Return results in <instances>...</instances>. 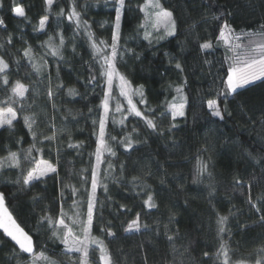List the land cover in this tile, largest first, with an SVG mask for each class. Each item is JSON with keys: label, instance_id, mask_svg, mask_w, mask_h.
<instances>
[{"label": "trees", "instance_id": "trees-1", "mask_svg": "<svg viewBox=\"0 0 264 264\" xmlns=\"http://www.w3.org/2000/svg\"><path fill=\"white\" fill-rule=\"evenodd\" d=\"M0 2L3 4L0 18L5 22V27H0V45H3L0 55L9 64L6 73L10 82L20 80L29 87L24 101L27 110L18 111L13 128L0 129V158L6 157L9 150L23 158L31 146L32 137L24 125L23 115L37 114L34 130L39 139L51 135L50 121L58 131L55 141L39 143L37 146L43 151L32 153L36 159L55 164L58 175L50 174L42 182L24 186L22 170L26 173L34 165L24 158L25 164L19 168L10 167V163L4 161L0 169V191L5 193L6 205L16 222L32 236L35 252L46 249V255L55 264H78L80 255L67 253L61 240L52 236V230L41 217L47 214L55 219L63 206L69 216L79 212L81 218L86 219V189H90L91 167L95 165V157L91 155L96 149L93 120H98L102 113L97 106L106 87L87 31L93 33L96 41L111 43L110 32L115 20L113 0H56L43 30H39V19L45 15L43 0H16L25 7L27 20L14 15L13 0ZM161 2L173 12L176 34L159 42L145 39V29L140 25L144 24L141 8L146 0H126L116 66L131 81L132 87L144 86L147 103H139L138 96L137 107L155 120L163 129V135L153 133L140 117L129 116L123 125L109 118L106 131L111 136L119 140L135 128L138 139L134 135L132 149L112 142L116 156L106 155V163L100 165L102 183L108 185V191L97 188L92 235L104 240L115 264H145V258L147 264H180L181 260L183 264H216L213 257L220 243L216 223L219 214L228 217L223 240L228 245L231 262L255 263L257 259H264L261 251L264 249V223L259 221L260 214L247 201L250 194L258 206L264 205V126L260 124L264 114V78L240 90L235 99L229 98L227 106L232 115L225 114L223 121L210 122L218 118L210 116L207 100L217 99L216 91L222 87L220 78H226L229 64L225 57L231 56L227 46L216 41L220 24L227 19L236 36L259 32L264 25V0ZM73 3L82 21L90 26L87 31L83 27L77 29L74 21L67 20ZM60 8L65 9V14L58 19ZM213 16L221 19H213ZM60 34L65 40L61 49L63 60L52 56L46 44L48 37L53 36L58 45ZM9 36L11 44L7 43ZM206 40H211L214 47L201 50L199 45ZM29 46L31 61L23 54ZM177 61L183 72L175 68ZM32 63L43 65L39 73L32 68ZM92 76L96 80L90 82ZM49 78L54 88L63 85L52 100L47 96ZM185 80L184 91L188 98L185 116L177 117L174 121L177 127L168 131L173 123L171 115L162 116L161 113L166 112V101L176 95L174 87ZM69 88L75 89L77 95H69ZM6 95L0 86V100ZM218 103L223 107V98H219ZM69 136L72 143L82 142V147L69 148ZM205 148L207 151L202 150ZM249 153L260 159H251ZM209 157L211 181L205 175L202 182L193 183L198 159L208 161ZM107 162H111L115 170L103 179ZM121 164L124 165L123 173ZM82 169L89 170L84 173L89 177L88 184L81 181ZM237 176L244 181V187H234ZM133 177L143 178L150 186L157 208L144 207L147 192H142L140 187L133 190ZM209 183L214 185V191L209 189ZM72 187L78 189L75 196ZM74 199L78 202L75 208ZM120 205L131 208V212L121 209ZM137 212L141 213L148 229L141 233H125L124 227ZM173 213L174 223L168 226L172 232L179 231L175 238L178 249L175 254L164 235V225ZM109 221L115 238L101 232V227ZM73 227L79 233V228ZM14 249L18 253L16 256L12 255ZM205 252L209 255L204 256ZM18 262L28 264L29 254L20 253L19 246L0 229V264ZM89 264H99V252L94 248Z\"/></svg>", "mask_w": 264, "mask_h": 264}, {"label": "snow or ice", "instance_id": "snow-or-ice-1", "mask_svg": "<svg viewBox=\"0 0 264 264\" xmlns=\"http://www.w3.org/2000/svg\"><path fill=\"white\" fill-rule=\"evenodd\" d=\"M55 2L56 0H43L45 15H43L39 19V30H43L45 28V25L49 20V13L52 12ZM113 4L115 10V20L111 37V44H108L104 40H100L99 43H97V41L93 39V33H91V31H87L90 26L88 25L87 21H82L81 13L77 11L75 3H73L71 10L67 13L66 17L69 22H75L77 29L83 27L87 31L89 40H91V47L93 48L94 52L102 51L100 46L111 49L110 55H103L101 57L103 63L101 64L100 76L103 78L106 87L104 88L100 104L97 106L98 108L102 109V113L99 114L98 120H93L94 135H96V149L95 152L91 155H94L95 157V165L91 167L90 189H86L88 193L86 219H82L79 212H75L72 216H69L68 213L64 211L63 206H61L60 212L55 219L47 214L41 217V221H46L50 230H52V236L57 237L61 240L67 253H80L78 264H89L90 245H95L96 250L99 251V264H115V261L113 260V257L111 256L107 248V245L104 243V240L92 235L95 211L98 203L96 197L97 188L103 187L105 192L108 191V185L102 183L100 175V165L106 163L104 159L105 153L112 157L116 156V152L113 150L112 142L123 146L125 149H132L134 144V135L138 139V133L137 130L133 128L132 132L125 134L118 140L116 136H111L106 131L110 112V100L114 99L112 95L114 81H118L119 95L127 100V113L142 118L145 121L146 127L148 129H150L153 133L163 135V129H160L158 127V124L155 122V120L153 118L145 116L144 113L137 107V104L133 102V97L139 96L141 98L139 103H147L144 97V86L139 85L133 88L131 81H129L125 75L120 73L116 66V57L118 55V44L120 40L119 29L121 24V16L125 8L126 0H113ZM0 7H3L2 2H0ZM148 8H151L153 11L146 12V20L149 22V25L153 29V31L147 30V27L149 25L141 24L140 27L145 29L144 38L149 39L150 42L152 39H155L157 42H159V40H163L168 36H174L176 34V20L174 18L173 12L164 8L160 0H147V3L141 8V11H145ZM12 11L16 17H20L25 20L28 19L25 7L21 4H17L16 0H13ZM64 14L65 9L60 8L59 12L57 13V18L59 19V17L64 16ZM213 19L220 20L221 17L213 16ZM0 27H5V22L2 18H0ZM161 29L163 30L162 32ZM154 32L156 33V35L153 34ZM234 34L235 29L231 24H229L227 19H224L219 26V33L216 37V41L217 43L223 42V44L227 46L228 51L233 52L234 54L225 57V59L229 61V64L225 73L226 78H220L222 87H220L216 91L217 99L207 100V108L209 110L210 116L212 118H218V120L213 119L210 121L213 124L217 123L218 121H223L225 119V114H227L228 116L232 115L227 106L229 98L235 99V97L240 94V90L245 89L246 86L254 83L257 80H261L262 78H264V25L261 26V30L259 32L247 33V36L249 37H258L260 40L259 43H257L255 39H250L247 45H243L241 43H236L233 45V39H235L236 41H239L241 39L240 36H236ZM11 42V36H9L7 43L11 44ZM46 44L52 56L59 57V59L63 60L64 57L62 55L61 49L65 46V40L62 34H60L59 36L58 45L54 43L53 36L48 37V41L46 42ZM199 46L201 50H207L214 47L211 40H206L203 43H200ZM0 47H3V45H0ZM236 49H240L241 51L237 52ZM73 50L75 51V49ZM31 51L32 49L30 46L23 50L24 56L27 57L30 61L32 60V56L30 55ZM45 63L47 62L45 61ZM42 67L43 65L32 63V68L37 73L41 71ZM221 67H223V64H221ZM8 68V62L4 59L3 55H0V74H2L0 75V86H2L7 93L5 98L0 100V128H3L4 126L13 128V122L17 120L18 111L25 112L27 110L24 101L26 100L25 94L29 92V87L22 83L20 80L10 82L9 75L6 73V70ZM175 68L183 72V68L178 61L175 63ZM94 80H96V77L92 76L90 78V82ZM186 83L187 81L185 80L182 84H177L174 87L176 95L172 97L171 101H166V112L161 113L162 116L168 113H170L171 115V120L173 121V123L170 124L168 131H171L172 128L177 127V125L174 123L177 117L185 116V108L188 102L187 95L184 91ZM62 87V84H58L54 88L49 78V85L47 87V96L49 97V100H52L57 91ZM68 94L72 96L77 95L75 89L72 88L68 89ZM219 98H223V107L220 103H218ZM30 107L31 106L29 105L28 108ZM53 108H55V104H53ZM92 110L93 109L91 108L89 109L90 112ZM122 111V106L119 101H117L115 112L121 113ZM22 118L24 125L28 129V132L31 135L33 141L31 146L26 150V154L23 157L25 160H28L34 165L33 167L26 170V174L22 170V184L24 186H29L33 182H42L43 178L48 177L49 174L58 175L57 167L55 164H53L49 160H45L42 158L36 159L32 155L34 150L37 153L43 151L42 148L37 146L39 143H43V141L45 140L49 142L55 141L58 138V131L55 128V124L50 121L49 126L51 128V135H44L42 139H39L38 133L34 130V126L37 125V114L35 112H32L31 114L23 115ZM126 119L127 115L122 116V118L119 120V123L123 125ZM113 122L115 123L116 121L114 120ZM251 122L255 123V121ZM97 124L98 131L96 130ZM260 124L264 126V114H262ZM60 131L62 132L63 130ZM69 141V148L82 147V142L72 143L70 136ZM202 150L207 151V148ZM57 151L59 152V149ZM248 155L255 161H258L260 159L257 156H253L251 153H249ZM4 161L10 162V167L19 168L21 166V159L20 156H18L17 152L9 150L6 157L0 158V169L4 167ZM210 161L211 157L208 158V161L198 159L193 183L202 182V178L205 175L211 181L212 172L209 171ZM114 170V165L111 162H107V169L105 170L103 179H107L108 175L112 174ZM88 171V169L81 170L80 178L84 184L89 183V177L84 175V173ZM120 171L121 173H123L124 171L123 164L120 165ZM148 174H150V172ZM16 182L18 184L21 183L20 180H17ZM131 183L133 185V190H135L137 187H140L142 192H147V198L143 200V205L145 208H157L154 196L151 194L150 186H148L144 182L143 178L133 177ZM208 187L210 190L214 191L213 184L209 183ZM234 187H244V181L242 180V178L238 176L234 177ZM250 188L251 185L249 184V189ZM77 192L78 189L72 187L73 196H75ZM139 194L140 193H137V195ZM61 198L63 199V191L61 192ZM247 202L252 209L260 214L259 221L261 223H264V205L258 206L257 203L253 202L250 194ZM77 204L78 202L74 199L73 208H75ZM120 208L126 209L127 212H131V208H128L126 205H120ZM174 219L175 214H170L168 217V223L164 225V235L170 243L173 254L178 251L175 244V238L179 235V231L177 229L175 232H172L168 225L174 223ZM227 221V216H222L219 214L217 215V235L220 239V243L213 257L216 264H231L228 245L223 240V234L226 232L225 225ZM73 226H77L79 228V233L74 230ZM61 228L63 229V231H58V229ZM0 229H2L5 236L11 238V240L15 242V245L19 246L20 253L29 254L28 264H41V262H43V264H55V261H52L50 257L46 255V249H42L38 252L34 251L32 236L29 235L16 222V219L13 217V214L9 211L6 205V196L2 191H0ZM145 229H148V225L142 221L141 213L137 212L134 218H132L127 223V226L124 227V232L129 234L141 233L142 230ZM101 232L105 233L108 237L115 238L116 236L115 232L112 231L111 221H109L107 225L101 227ZM185 251H187V249H185ZM261 251L264 252V249H261ZM12 255H18L15 249L13 250ZM208 255L209 254L207 252L204 253V256ZM145 264H147L146 258ZM180 264H183L182 260L180 261ZM236 264H245V262L238 261L236 262ZM255 264H264V259H257Z\"/></svg>", "mask_w": 264, "mask_h": 264}, {"label": "rangeland", "instance_id": "rangeland-1", "mask_svg": "<svg viewBox=\"0 0 264 264\" xmlns=\"http://www.w3.org/2000/svg\"><path fill=\"white\" fill-rule=\"evenodd\" d=\"M160 2H161V0H160ZM146 3H147V0H146ZM161 4H162V2H161ZM163 5V4H162ZM151 11H153L151 8H148V9H146L145 11H143L144 12V18H143V20H144V24H146V25H149V22L146 20V12H151ZM82 28V27H81ZM113 29H114V26H113ZM113 29H112V31L110 32V39H111V37H112V32H113ZM120 30V29H119ZM147 30L148 31H153V29L150 27V25L147 27ZM161 31H163L162 29H161ZM155 33V32H154ZM241 37V39L239 40V41H236L235 39H233L232 40V44L234 45V44H236V43H241V44H243V45H247L248 43H249V41H250V39H255V41L257 42V43H259L260 42V40H259V38L258 37H256V38H252V37H247V35L246 36H240ZM94 39V38H93ZM105 41V40H104ZM106 42L108 43V44H111L110 42H108L107 40H106ZM97 43H99V41H97ZM101 47V49H102V51H100V52H95V56H96V58H97V61L99 62V64H100V67H101V64L103 63V60L101 59V57L103 56V55H110V53H111V49L110 48H104V46H100ZM118 51H119V49H118ZM236 51L237 52H239V51H241L240 49H236ZM234 53L233 52H231V55H233ZM117 58H118V55H117V57H116V61H117ZM134 88V87H133ZM112 95H113V97H114V99H112V100H110V112H109V118L110 117H113L114 119H116V120H120L121 118H122V116H124V115H127V118L129 117V116H134V115H130V114H128L127 113V100L124 98V97H122V96H120L119 95V88H118V81H114L113 82V89H112ZM137 97L138 96H134L133 97V102L134 103H136V99H137ZM117 101H119V103L121 104V106H122V109H123V111L121 112V113H116L115 112V107H116V103H117ZM137 104V103H136ZM109 118H108V121H109ZM107 121V122H108ZM15 122V121H14ZM13 122V123H14ZM4 127H7V126H4ZM3 127V128H4ZM1 129V128H0ZM106 155H108L107 153H105V155H104V157L106 156ZM20 159H21V167H23L24 166V159L23 158H21L20 157ZM10 163V162H9ZM26 174V173H25ZM50 175V174H49ZM92 248H94V249H96V246L95 245H90L89 246V255H90V252H91V250H92ZM97 252H99L98 250H97ZM69 254H78V255H80V253H76V252H72V253H69ZM43 262H41V264H42ZM231 264H236V263H232L231 262ZM245 264H255V263H248V262H245Z\"/></svg>", "mask_w": 264, "mask_h": 264}]
</instances>
